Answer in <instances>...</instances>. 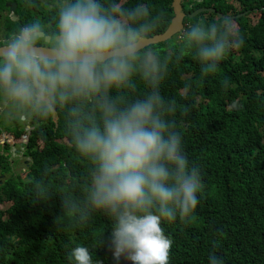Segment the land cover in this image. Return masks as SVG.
Wrapping results in <instances>:
<instances>
[{
  "label": "clouds",
  "instance_id": "1",
  "mask_svg": "<svg viewBox=\"0 0 264 264\" xmlns=\"http://www.w3.org/2000/svg\"><path fill=\"white\" fill-rule=\"evenodd\" d=\"M128 1L52 0L54 26L37 19L14 28L0 43V119L27 122L62 114L87 168L85 187L60 195V218L79 224L96 214L107 217L115 264H169L172 241L161 221L192 215L201 173L184 152L174 104L161 94L170 60L180 57L175 49L153 48L149 41L160 17ZM249 16L255 15L240 14L255 27L258 20ZM180 40L210 72L240 35L227 19L198 21ZM137 85L143 88L138 94ZM12 148L17 145L8 156ZM49 195L37 192L39 201ZM70 255L73 264H95L87 246ZM208 264L223 261L212 254Z\"/></svg>",
  "mask_w": 264,
  "mask_h": 264
},
{
  "label": "trees",
  "instance_id": "2",
  "mask_svg": "<svg viewBox=\"0 0 264 264\" xmlns=\"http://www.w3.org/2000/svg\"><path fill=\"white\" fill-rule=\"evenodd\" d=\"M13 1L21 7V24L32 21V7L54 23L48 9L52 0H0V10ZM190 2L184 7L188 14L202 6L217 12L186 17L184 31L198 21L222 22L226 18L218 12L238 16L249 11L258 23L253 27L246 17L227 19L240 40L210 72L182 49L184 31L153 45L161 53L175 49L180 57L170 60L161 94L175 106L172 118L202 185L190 217L161 221L172 241L169 264H208L212 254L223 264H264V0H203L193 7ZM124 3H141L160 17L152 36L163 33L174 16L172 0ZM142 91L137 85V94ZM55 118L56 125L53 118L14 120L0 132V149L5 143L9 153L17 145L30 159L27 169L14 176L9 156L0 154V171L7 175L0 192V264H73L71 250L81 245L89 247L95 264H115L107 217L96 214L79 224L60 218V195L85 187L87 163L72 147L63 115ZM37 192L50 195L39 201ZM120 264L130 262L121 259Z\"/></svg>",
  "mask_w": 264,
  "mask_h": 264
},
{
  "label": "flooded vegetation",
  "instance_id": "3",
  "mask_svg": "<svg viewBox=\"0 0 264 264\" xmlns=\"http://www.w3.org/2000/svg\"><path fill=\"white\" fill-rule=\"evenodd\" d=\"M45 2H43L44 4ZM187 0H183V6H187L186 5ZM51 4L48 5V9H50ZM5 6L7 7V10H0V43L6 41L7 37L10 35V33L14 30V28H16V24L17 26L21 24V19L22 16L20 15V11H21V7L19 5V2H17V8H16V12H17V19H14L12 16V11H11V3L10 2H5ZM191 7H193V5H191ZM205 8H208L207 6H202ZM201 8V7H200ZM197 10V9H196ZM49 11V10H48ZM32 20H40L42 23H45L47 26H54V23L52 22V19L48 16H45V13L42 10H36L34 7H32ZM7 121V123L11 124L14 120H5V119H0V132H2V134L5 132L6 126H5V122ZM30 124H27V128L26 131L30 130L29 127ZM11 128H13V126H11ZM14 129V128H13ZM4 147H5V143L1 144V149H0V154L3 155H9V153L4 151ZM10 158H8V161L11 164V167L15 164V160H10ZM17 160V159H16ZM4 164V162L0 161V165ZM13 171V167L12 170ZM7 175L4 173H1L0 171V185L4 183L5 179H6ZM2 191V189L0 188V192Z\"/></svg>",
  "mask_w": 264,
  "mask_h": 264
},
{
  "label": "water",
  "instance_id": "4",
  "mask_svg": "<svg viewBox=\"0 0 264 264\" xmlns=\"http://www.w3.org/2000/svg\"><path fill=\"white\" fill-rule=\"evenodd\" d=\"M172 7H173V11H174V16L171 19L169 27L166 28V30L163 33L157 34V35H154L153 37H151L149 43L152 46L168 42L177 34L182 33L184 30V19L186 17H194L196 14H198L200 12H206V11L214 12V11H216V9H214V8L201 7V8H198L197 10L193 11L191 14H187L185 12L183 6H182V0H173L172 1ZM15 8H17V3L11 2L12 13H14ZM218 15L221 18H226L229 20L240 17V15H238V16H224L220 12H218ZM13 18L16 19V16L14 15ZM53 122L56 124V118L55 117H53ZM26 164H28V161H26Z\"/></svg>",
  "mask_w": 264,
  "mask_h": 264
},
{
  "label": "rangeland",
  "instance_id": "5",
  "mask_svg": "<svg viewBox=\"0 0 264 264\" xmlns=\"http://www.w3.org/2000/svg\"><path fill=\"white\" fill-rule=\"evenodd\" d=\"M201 1V0H199ZM4 10H7V7L4 8ZM249 19H252V21H255L257 20V17L256 16H249ZM255 19V20H254ZM5 126L8 124L7 121L4 123ZM17 150H21L20 152H18ZM11 157L10 160H15V164L12 166L13 167V171H11V173L14 174V176H17V174L19 172H22L24 171L25 169H27V165H26V160H29L28 158H26L24 155H23V149H19V147L17 146L16 149H13L11 150V154L9 156V158ZM17 159V160H16ZM20 174V173H19ZM23 175V174H22ZM2 209H6L7 208V205H3L1 207Z\"/></svg>",
  "mask_w": 264,
  "mask_h": 264
}]
</instances>
